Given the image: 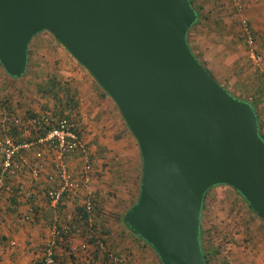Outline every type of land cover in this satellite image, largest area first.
Returning a JSON list of instances; mask_svg holds the SVG:
<instances>
[{
	"label": "water",
	"instance_id": "95a60500",
	"mask_svg": "<svg viewBox=\"0 0 264 264\" xmlns=\"http://www.w3.org/2000/svg\"><path fill=\"white\" fill-rule=\"evenodd\" d=\"M189 0H0V64L22 75L48 30L114 101L137 142L141 178L123 215L162 264H206L205 192L232 187L264 219V139L253 106L197 59Z\"/></svg>",
	"mask_w": 264,
	"mask_h": 264
},
{
	"label": "rangeland",
	"instance_id": "374dc122",
	"mask_svg": "<svg viewBox=\"0 0 264 264\" xmlns=\"http://www.w3.org/2000/svg\"><path fill=\"white\" fill-rule=\"evenodd\" d=\"M241 2L243 7L237 11L233 0H196L201 23L189 30L188 39L194 54L221 85L236 97L249 98L247 87H264V73L249 56L242 37L241 17L249 19L258 49L264 56L255 28L256 24L262 25L260 20L263 18L255 16L260 0ZM29 48L28 71L23 75L11 77L0 64V123L7 105L12 116L27 115L28 110L70 114L91 150V186L98 194L96 221L98 225L104 223L102 235H106L107 230L113 232L115 225L121 224L119 217L138 196L141 178L138 144L128 129L122 128L125 124L111 98H108L110 104L106 101L96 103L102 110H98L101 118L97 119L99 124H96L95 103L88 98L96 89L101 92L103 89L51 32L42 30L35 34ZM53 75L62 82L57 92L59 97L46 95L39 88L40 83ZM86 84L89 86L84 89ZM66 86L70 87L76 99L74 108L66 105ZM95 131H99V134H95ZM261 131L264 133V125ZM27 157L32 159L29 155ZM70 157H73L74 171L70 167ZM36 159L35 153L32 161L37 162ZM66 161L72 178L78 182L83 166L80 155L70 153ZM27 171L32 174L31 170ZM69 199L73 200L74 197L70 196ZM77 202L76 205H82L80 197ZM201 222L205 236L220 247L219 254L211 259V264H264V220L248 208L232 187L219 184L209 190ZM116 240L119 241L118 238ZM108 245L109 242L106 243L107 249L114 254L116 251ZM146 248L139 250L131 247L120 252L118 255L122 257V262L118 263L106 258L102 250L98 254L103 264H158L154 253Z\"/></svg>",
	"mask_w": 264,
	"mask_h": 264
},
{
	"label": "crops",
	"instance_id": "0c3cea01",
	"mask_svg": "<svg viewBox=\"0 0 264 264\" xmlns=\"http://www.w3.org/2000/svg\"><path fill=\"white\" fill-rule=\"evenodd\" d=\"M257 9L255 16L263 19L260 20L262 25L256 24L255 28L256 34L260 38V47L264 52V0H260ZM84 86L85 89L89 84ZM90 97L88 99L95 103L94 112H97L94 121L99 124L97 119L101 118L102 110L100 106H96V103L106 101L107 104H110V99H108L110 97L105 96L97 89L91 93ZM81 105H83V102ZM9 108V105L5 106V110L10 111ZM98 110H101V112L99 113ZM9 125L10 123H0V164L2 142L5 137H10L13 142L15 140L20 142V140H27L35 135L32 131H25L23 126L13 124L11 125L15 127V133L11 132V135L8 129ZM122 128L125 130V127ZM95 134H99V131H95ZM37 147H21L18 159L28 162V167H25L21 173L9 177L8 182L16 193H9L6 198L0 200V264H38L42 255L44 239L51 223L58 221L80 225V221L83 220V218L78 220L79 217H77V212L81 206L76 205L78 203L77 198L70 200L69 194H65L56 206H53L48 200L46 196L47 187L58 184V178L55 175V153L53 150L45 149V147ZM33 149L37 151H33ZM35 153L37 154V162L32 161ZM28 155L31 156V160L27 157ZM72 159L73 157H70V167L74 171L75 167ZM27 170H31L32 174ZM30 207L34 208V212L31 213L29 219L25 220L23 216L31 212ZM99 224L101 227L97 222L98 230L100 229L101 233L104 223ZM117 226L115 225L116 228L113 232L107 230L106 235L101 233L104 241L107 244L109 242L108 247L111 250L120 254L122 251L130 250L131 247L139 250L147 249L140 240L130 233L129 229L122 224H117ZM56 257L57 264H72L75 258L80 261L79 264H103L101 257L93 248L89 239H86L84 234L76 232L67 237L64 236L58 241ZM130 260L132 261V259Z\"/></svg>",
	"mask_w": 264,
	"mask_h": 264
},
{
	"label": "built area",
	"instance_id": "2783aa9c",
	"mask_svg": "<svg viewBox=\"0 0 264 264\" xmlns=\"http://www.w3.org/2000/svg\"><path fill=\"white\" fill-rule=\"evenodd\" d=\"M233 3L237 11L242 9L243 3L241 0H233ZM241 31L250 58L264 73V56L261 50L258 49L255 32L249 19L245 16L241 17ZM68 115V113L55 114L52 111H42L31 115L12 116L9 110L3 112L1 121L3 124L11 123L16 126H23L25 131H32L35 135L30 139L20 140V142H13L10 137L3 139L0 164V200L6 198L9 193H16L8 182L9 177L28 167V162L18 159L21 147L38 146L53 150L55 153L54 160L56 161L55 175L58 178V184L47 187L46 196L53 206L58 205L65 194H69L74 198L81 197L83 220L80 221V225L58 221L51 223L38 264H57L55 253L58 241L73 232L84 234L87 239L95 238V242L92 243L94 249L104 251L111 262H122L121 256L113 254L107 249L106 242L96 225L95 192L91 186V150L81 133H79L72 116L69 117ZM70 153H78L83 161L78 182H75L72 178L66 161V156ZM30 210V213L23 216L25 220L29 219L31 213L34 212L33 207H30ZM79 263L80 261L75 258L72 264Z\"/></svg>",
	"mask_w": 264,
	"mask_h": 264
},
{
	"label": "trees",
	"instance_id": "16d2710c",
	"mask_svg": "<svg viewBox=\"0 0 264 264\" xmlns=\"http://www.w3.org/2000/svg\"><path fill=\"white\" fill-rule=\"evenodd\" d=\"M190 1V3H191V5H192V7L195 9V11H196V13H197V19H196V21L192 24V26L189 28V30L192 28V27H194L195 25H197L198 23H201V15H200V10H199V8L197 7V5H196V0H189ZM203 17V16H202ZM189 30H188V32H189ZM188 32H187V42H188V44H189V39H188ZM189 46H190V44H189ZM191 48V47H190ZM191 50H192V48H191ZM29 52H30V48L28 47V62H27V68H26V70H25V72L26 71H28V65H29V61H30V56H29ZM193 52V51H192ZM194 53V52H193ZM195 55V54H194ZM196 56V55H195ZM197 57V59H198V56H196ZM199 60V59H198ZM200 61V60H199ZM201 62V61H200ZM202 63V62H201ZM206 68V67H205ZM207 69V68H206ZM207 71H208V73L213 77V75H212V73L207 69ZM24 72V73H25ZM23 73V74H24ZM7 74V73H6ZM22 74V75H23ZM8 75V74H7ZM15 78V77H14ZM214 78V77H213ZM215 79V78H214ZM216 80V79H215ZM44 83V84H43ZM61 87H62V82H61V80L60 79H58L57 78V76L56 75H53V76H51L50 78H47L46 80H45V82H42V83H40V86H39V88L44 92V93H46V95H54V96H56V97H59L58 96V91L61 89ZM224 87V86H223ZM248 88V95H249V98H246V97H239V98H242V99H244V100H247L252 106H253V108H254V110H255V113H256V115H257V120H258V127H259V130H258V134L264 139V133L261 131L262 130V127H263V125H264V115H262V112H264V87L263 86H261V87H255V88H252L251 86H248L247 87ZM227 91H228V89L227 88H225ZM64 91H65V94H66V96H67V104L66 105H72L73 107L72 108H74V107H76V99L74 98V95H72V93L70 92V87L69 86H66V89H64ZM102 92H103V94L105 95V96H108V94L104 91V90H102ZM229 92V91H228ZM230 93V92H229ZM231 94V93H230ZM68 95H70V96H68ZM231 95H233V94H231ZM234 97H236L235 95H233ZM6 101V100H5ZM71 102V103H70ZM6 104H8V103H6ZM10 107V106H9ZM71 108V107H70ZM71 108V109H72ZM35 113H38V112H32V111H30V110H28V115H31V114H35ZM69 117L71 116L70 114L68 115ZM125 126V125H124ZM125 128H126V126H125ZM8 129L10 130V134H11V132L14 134L15 133V127L13 126V125H11V123H10V125L8 126ZM127 129V128H126ZM43 133V131L41 132V134ZM79 133H80V131H79ZM12 135V134H11ZM16 141H19V140H15V142ZM212 188V187H211ZM211 188H209L206 192H205V194H204V198H203V203H202V209H201V217H202V210L204 209V207H205V200H206V196H207V194H208V192H209V190L211 189ZM138 190H139V186H138ZM245 202H246V204H247V206H248V208L253 212V213H255L253 210H252V208H250L249 207V205H248V203H247V201L245 200V198L243 197V196H241L237 191H235ZM98 194H96V192H95V199H94V202H95V205H94V207H95V214L97 213V209H98V206H97V200H98ZM77 217H79L78 218V220L79 219H81V218H83V207H82V205L79 207V210H78V212H77ZM256 214V213H255ZM96 216H97V214H96ZM97 218V217H96ZM262 219V218H261ZM119 220H120V223L125 227V228H127V229H129L128 228V225H127V223H125L124 221H123V215H121L120 217H119ZM264 220V219H263ZM96 225H97V221H96ZM98 226V225H97ZM130 231V230H129ZM130 233L132 234V235H134L138 240H140V242H142L143 243V245L144 246H146V247H148L149 249H151V251L154 253V255H155V257L157 258V261H158V264H162L161 263V261H160V259H159V257H158V255L155 253V251L152 249V247L148 244V243H146L142 238H140L138 235H135L134 233H132L131 231H130ZM106 240V239H105ZM199 241H200V245H201V249H202V252H203V255H204V258H205V262H206V264H211V259L212 258H215L218 254H219V252H220V247L219 246H215L211 241H210V239L207 237V236H205V231L203 230V228H202V222H201V220H200V231H199ZM89 242L90 243H94L95 242V238H93V239H89ZM106 242V241H105ZM96 251L97 252H99V249H97L96 248ZM114 254H117V253H114ZM118 255V254H117ZM55 257H56V253H55ZM57 258V257H56ZM106 258H107V256H106Z\"/></svg>",
	"mask_w": 264,
	"mask_h": 264
}]
</instances>
